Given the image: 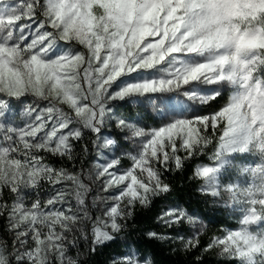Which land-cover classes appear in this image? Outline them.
I'll return each instance as SVG.
<instances>
[{
  "label": "snow or ice",
  "instance_id": "1",
  "mask_svg": "<svg viewBox=\"0 0 264 264\" xmlns=\"http://www.w3.org/2000/svg\"><path fill=\"white\" fill-rule=\"evenodd\" d=\"M38 9H42L44 18L37 23ZM25 18L31 23L18 24ZM57 41L78 44L83 50L68 47L54 54ZM147 70L157 74L112 90L121 77ZM262 73L264 0H45L43 4L41 0H18L12 5L0 0V118L10 110V99L30 95L48 102L38 111H25L23 115L29 119L23 127L0 122V138L7 142L0 147V188L18 193L22 187H39L42 180L53 184L62 178L75 180L44 164V157L38 153L71 158L70 141L80 140L83 129L100 133L110 111L106 107L109 102L144 96L166 122L146 132L123 119L117 121L118 128L131 131L129 139L141 140L137 153L129 154L131 166L123 172L110 171L119 164L118 157L98 165V178L106 177L103 190L119 191L108 197L113 203L103 212L106 219L97 217L93 223L92 251L96 245L112 241L114 234L125 227L121 221L131 216L135 203L148 206L153 197L169 191L156 164L168 170L171 161L181 169L184 161L212 143L219 130L218 147L213 153L215 166H200L194 175L205 181L202 190L213 197L226 193L242 217L239 230L213 239L205 251L220 247L221 255L235 258L239 264H264V227L251 228L264 225ZM225 86L231 89L226 102L212 113L197 114L198 107L221 97ZM174 96L183 103L177 104L178 115L169 118L156 103L167 109ZM61 104L67 105L74 116L59 107ZM73 124L82 127H71ZM114 145L113 139L106 138L103 147ZM179 150L186 153L183 158L177 154ZM233 154H251L258 160L237 166L245 183L222 185L219 176L226 166H233L229 159ZM66 195L55 190L44 205L67 203ZM75 196L82 215L73 212L71 205L44 213L39 199L26 208L18 196L21 202L12 207L9 217L17 248L7 253L0 247V264H53V260L77 264L66 255L65 242L75 246L66 233L79 220L92 217L82 207V193L77 191ZM5 211L6 206L0 203V215ZM158 219L168 226L184 219L192 222L181 209H169ZM21 224L27 227L21 229ZM148 236L165 239L155 232ZM197 244L195 236L184 241L186 248ZM114 264L150 261L130 251Z\"/></svg>",
  "mask_w": 264,
  "mask_h": 264
},
{
  "label": "trees",
  "instance_id": "2",
  "mask_svg": "<svg viewBox=\"0 0 264 264\" xmlns=\"http://www.w3.org/2000/svg\"><path fill=\"white\" fill-rule=\"evenodd\" d=\"M229 95V92L224 90L222 96L214 102L198 107L196 109L198 114L204 115L218 110ZM59 107L74 116L68 106L59 105ZM109 108L118 120L123 119L135 127H147L146 129L150 130L162 126L160 119L139 107L128 104L127 100L121 103L112 102L109 104ZM71 127H82V125L73 124ZM100 132H107L115 144L123 147L125 152L129 150L127 143L122 139L121 132L114 128L113 123L104 126ZM209 135H212L211 129H209ZM219 135L220 131L217 130L212 138V143L207 145L200 154L184 161L181 169H176L171 161L168 170L156 164L155 167L160 172L161 180L169 185V191L153 197L148 206L135 203L131 208V216L121 221L125 227L114 234L112 241L96 245L94 251H92L93 237L88 230L82 228L79 231L77 229L68 240H74L75 246L66 242L67 257L75 260L77 264H114V261L123 259V254L133 251L139 259L150 261V264H239L237 259L221 255L216 247L205 251L213 239L222 237L227 230L236 229L238 225L229 211L219 205L214 197L201 192L203 182L201 178L194 175L198 167L211 166L215 163L213 153L218 147ZM70 142L72 144L71 158L54 156L43 151L38 154L44 157L43 163L53 169L62 170L68 176L86 178L96 162L99 136L92 131L83 129L82 138ZM3 146H7V142L0 138V147ZM177 154L182 158L186 155L183 150H179ZM13 155L21 160L24 159L22 155ZM116 155L119 158V168L127 169L131 166L127 157L120 156L119 152ZM66 179L62 178L56 184L42 180L39 187L35 189L22 187L18 193H12L7 187L0 188V203L6 206L5 214L0 215V247L6 248L7 253L16 251L17 240L15 232L10 227L9 217L12 207L21 202L18 196L22 198L26 208H30L31 204L39 199L44 213L49 212L50 209L65 210L69 205H71L72 211L78 208L75 190L67 187ZM55 190L68 193L65 196L67 203L45 206L44 202L54 194ZM170 208L183 210L198 222V227H193L187 219H184L182 223L165 225L158 218ZM26 227V224H21V229ZM149 232H155L165 239L150 238ZM81 233L86 235L87 239H84ZM193 236L198 241L197 246L186 248L184 241ZM53 264H59V262L53 260Z\"/></svg>",
  "mask_w": 264,
  "mask_h": 264
},
{
  "label": "rangeland",
  "instance_id": "3",
  "mask_svg": "<svg viewBox=\"0 0 264 264\" xmlns=\"http://www.w3.org/2000/svg\"><path fill=\"white\" fill-rule=\"evenodd\" d=\"M17 2H18V0H8L9 5L16 4ZM44 2H45V0H41L42 4ZM43 18L44 17H43L42 9H38L37 13H36V17H35L36 22L38 23ZM26 23H31V21H29L28 19L25 18L22 21L18 22V24H26ZM33 27H35V25H33ZM49 30H51V29H49ZM68 47H72L76 50H83L82 46H80L78 44L68 45L62 41H57L54 54H58L60 52H63ZM156 74L157 73L155 70H147L145 72L132 73L128 76H124V77H121L120 79H118L116 84L113 86L112 90L114 91L116 89V87H119L120 84L129 82V81L140 80V79L144 78L145 76H151V75H156ZM262 75H264V73H262ZM211 87H215V86H211ZM225 90H227L230 94V92H231L230 88H227V86H225ZM171 95H175V94H171ZM5 99H8V98H5ZM126 100H127L128 104L135 106V107H139V108L143 109L144 111H146L147 113L151 114L153 117L160 119L162 121V124L166 122V119L162 120L165 117L157 115L156 110L153 108L152 105H150L148 103V98L144 97V96H134V97H130V98L125 99V100H114V101L109 102L106 107L108 109H110L109 108L110 103H112V102H120L121 103V102H124ZM178 103H183V102L181 101L180 97L174 96L173 101L168 102V108L167 109L165 108V106L163 104H160L158 101L156 103V108L165 110L166 115H168V117L170 118L171 116L178 115V113H175V109H176ZM9 104H10V110L9 109L5 110L6 114L4 117L0 118V122L5 123L6 126L23 127L26 120L29 119V118H26L23 115V113L25 111L29 110V108H36L38 111L40 108L46 107L48 102L43 101V100H36V98L29 95V96L21 98L20 100H16L14 98L10 99ZM61 105H65V104H61ZM183 106L186 107L187 105L184 104ZM197 114H198V112H197ZM189 115H191V113H189ZM117 121H118V119L113 115V113L110 110L106 114L105 123H104L102 128H104V126L105 127L109 126L110 123H113L114 128H116L117 130H119L121 132L122 139L125 143H127L129 150L127 152H125L123 147L117 146L116 144L114 146L109 147V148H104L103 147L104 141L106 138H111L110 135L107 132H102V133L101 132L100 133L93 132L99 136V147L97 149L96 162L94 163V165L92 167L91 173L86 178L75 177L76 178L75 180L66 179L67 187L69 189L75 190V193L77 191H80L82 193V198L84 200V205L82 207L88 212V215L92 217L91 220H79L75 225H71V230L68 233H66V235L68 236V240H69L70 236L74 235V233L77 229L80 231V230H82V228L87 229L89 234L92 236L93 223L96 221L97 217H100L101 219H106V217L103 216V212L105 211L107 206H109L113 203V201L108 200V197L116 195L119 191L118 188H111L107 192H105L103 190V188H104L103 181L106 179V177H99L98 178V172L100 171V168H98V165L106 163L107 161H109L112 158H116L117 152H119L120 156L127 157L132 164V161L130 159L129 154H136L138 151V146H139L141 138L133 137V138L129 139L128 137H131V131L127 130V129L121 130V128H118L117 127ZM49 127H51V125H49ZM102 128H101V130H102ZM146 128L147 127H143V129L146 132L151 130V129L149 130ZM87 130H89V129H87ZM89 131H91V130H89ZM179 147H180V141H179V139H177V148H179ZM167 150H170V149H167ZM229 159L232 160L233 166L232 167L226 166L222 170V172L219 176V180H220L222 185H226L228 183H235L238 181L241 183H245L246 178L243 175H241L237 166H244V165H247L249 163H252L253 161L258 160V157H255L251 154H233L232 156L229 157ZM215 164H216V162L211 166H215ZM114 170L119 173V172H123L125 169L119 168L117 165L116 169H113L110 171H114ZM144 178L146 180V178H147L146 173L144 174ZM201 180L203 182V187L201 188V192L205 193V194H210V192H206V191L202 190L205 188V181L202 178H201ZM77 181L84 185L83 189L78 187ZM214 198L219 205L225 207L229 211L230 215L236 220V222L238 224L236 229L227 230L223 236H225L229 231L239 230V228H240L239 221L242 217V213L239 211L238 206H233L231 204V202L228 198V195L226 193H222L221 196L214 197ZM77 206H78V208L73 209V212H76L77 215H82V212L79 211V209L81 208V205H79V203H78ZM170 209H175V208H170ZM190 224L195 228L198 227V222L194 219H192V222H190ZM259 227H264V225H252L251 226V228L253 230H255ZM57 230H59L58 226H57ZM42 231L47 232V228H42ZM30 245L32 246V241L29 238V246ZM216 248L219 251V253L221 254L220 247H216ZM21 250H23V249H21ZM128 252H130V251H128ZM131 252H133V251H131Z\"/></svg>",
  "mask_w": 264,
  "mask_h": 264
}]
</instances>
